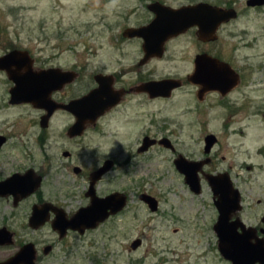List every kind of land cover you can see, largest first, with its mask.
<instances>
[{
	"label": "rangeland",
	"instance_id": "374dc122",
	"mask_svg": "<svg viewBox=\"0 0 264 264\" xmlns=\"http://www.w3.org/2000/svg\"><path fill=\"white\" fill-rule=\"evenodd\" d=\"M143 1L0 0V56L13 49H25L34 58L35 68H69L83 62L90 63L87 76L102 66L107 71L121 72V67L137 65L141 57L139 45L123 42L120 35L126 27L147 20ZM167 1L175 6L205 1L221 6L227 3L238 13L224 25L214 47L242 72V85L232 94L230 103L223 104L226 101L219 102L212 96L206 111L198 113L194 95L185 90L173 100L157 102L150 108L157 125L165 123L175 131L172 138L180 142L179 151L185 156L206 157L205 137L215 134L219 138L214 148L218 154L216 167L231 173L243 191V203L254 207L258 198L264 201V5L250 7L247 0ZM196 45L193 35H188L174 43L165 62H153L145 70L156 78L185 76ZM83 77L71 85L68 97L92 86ZM12 85L6 73L0 71V132L11 136L0 162L12 167L20 159L25 161L27 151H33L42 162L40 152L44 146L38 140L40 127L35 124L41 112L31 104H9ZM158 109L162 112H154ZM124 119L116 112L105 120V135L89 133L82 139L67 136L71 120L66 114L58 113L51 120L48 144L57 164L67 161L62 155L65 149L82 155L86 169L94 160L115 158L118 165L101 182L100 191L129 193L128 204L117 218L86 237L72 236L71 264H231L218 250L213 229L218 215L205 178L201 175L202 192L195 194L176 169L177 156L172 152L154 148L138 154L144 123ZM48 152L51 155V149ZM55 172V185H65V190L71 192L68 203L76 211L85 204L82 192L87 182L71 168L57 166ZM143 191L159 200L158 211H151L140 200L138 194ZM259 210L260 206L253 211L249 208L241 217L256 224ZM138 238L142 245L134 250L131 244Z\"/></svg>",
	"mask_w": 264,
	"mask_h": 264
},
{
	"label": "flooded vegetation",
	"instance_id": "af4514ba",
	"mask_svg": "<svg viewBox=\"0 0 264 264\" xmlns=\"http://www.w3.org/2000/svg\"><path fill=\"white\" fill-rule=\"evenodd\" d=\"M196 3H188L182 4L180 6H175L169 3L167 0L143 1L142 5L148 11L147 20H145L142 24L126 27L120 35L123 42H136L139 45L141 57L137 61V65L135 64L134 66L130 67H121V72L107 71L106 66H102L99 67V69H97L95 72L92 71L89 76H87L86 71L89 70L88 67L90 63L83 62L80 65L76 64L75 66L69 68H63L61 66L49 67L59 68L62 71H72L76 75L73 82L67 83L62 89L53 92L52 99L57 104H69L71 101L89 94L92 90L100 86L97 76L101 79L102 83H104L112 92H115L116 96L118 92V97L120 98H118L119 100L116 104L109 107L95 121L87 122L82 134L73 137L69 135V129L75 124L77 118L71 110L63 108L56 109L49 119L48 126L43 127L41 124V118L46 113V111L38 109L41 114H39V116L37 117L35 124L39 125L40 127L38 129V140L41 141L42 145L44 146L42 148L43 151L40 152V154L43 156L42 162H39V159H37L38 156L33 151H27L24 155L25 161H23V159H20V161L16 162V165L12 167H9L8 163L6 162H0V184L14 177L11 182L0 186V264H71L72 236L74 235L79 238L86 237L89 233L98 229L106 221L117 218L120 213H122L126 208L125 207L121 212L117 214L111 215L106 221L100 223L96 228L86 229L84 233H81L79 230H74L66 227L65 223L70 220L81 207H87L91 204L92 194L90 193V187L92 182V174L100 167H102L108 160H111L113 162L112 167L94 184L93 192L99 197H105L112 193L121 191L113 190L106 194H103L100 191L101 182L104 181L109 173L118 165V161L115 158L103 157V159H100L99 161L94 160L91 162L90 169H86L84 167V163L82 162V159L84 158L82 155H80L79 157L75 155V153L71 150L65 149L63 150L62 155L66 158L67 161L57 164L55 160V153L52 146L49 147L48 140L50 138L49 130L51 128V120L58 113L66 114L71 120L67 128V136L70 139H82L89 133L105 135V120L108 119L111 115H114L116 112H119L123 116H125L124 120L128 123L136 121V119L142 120V122L144 123L142 127L143 129L140 130L141 139L138 142V154H147L154 148H162L164 150L172 152L174 156H177L176 158H174V165L175 160L179 158V156H184L188 160L192 161L204 160L206 158H209L210 160L204 166V168L210 167L211 170L208 172H205V170H203L201 175L205 178V173H209L212 175L227 173L230 176L234 188L239 191L241 208L231 213L230 221L233 222L239 218L247 228H253L255 230V237L253 239V242H256V238L264 239V201L261 198H258L256 200V206H260V210L258 212L261 213L260 218L256 224H250L245 218L243 219L241 217V214L245 213V211H247L249 208H251V211H253L254 207L256 206L254 205L253 207L250 205L249 207V204H244V195L243 191L239 187L240 184L235 182L229 171L218 170V168L216 167L218 154L214 150V148L216 145H218L219 138L217 137V140L212 147L211 152L206 157L194 159L189 156H185L179 151L180 142L175 141L172 138V136L175 134V131H172L171 129H169V127L165 126V123L164 125H157V120L153 118L156 116L152 114L153 111L150 108L151 105L157 102L164 103L173 100L176 94L181 93L185 90L191 91L192 95H194L197 103L196 111L198 113L206 111L207 107L210 106L209 99L212 96L218 97L219 102L226 101L223 104L228 105L230 103L229 100L232 94H234L242 85L243 77L241 70L235 67L233 63L224 56L222 50L214 48L215 44L220 41V33L222 28L227 23L219 25L216 32L217 38L215 40L200 38L198 34V27L196 26L191 27L180 34L172 35L164 40L162 51H159L157 53L155 52L153 56H146L144 47L145 38L147 39V37H150V39L153 40H162L164 39L163 34L159 35L150 33L146 34V37H131L125 34V31L128 28H140L151 24V22L157 16L156 12H154V10L151 8L152 5L157 4L158 6L177 9L185 5H193ZM211 4L224 8L233 7L228 6L227 3L222 4L223 6L218 5L217 3ZM163 31H167V29H164ZM188 35H193L194 41L197 44L196 48L198 49L193 54L190 71H188L185 76L166 75L156 78L152 76V73L145 70V68L153 62H165L167 60V57L169 56L168 53L171 54L174 43L182 38L187 37ZM211 59H218L221 62L229 64V66L234 69L238 75V83L226 93H223L221 90L205 89L201 83L192 82L188 79L191 74H194L196 70L199 69L200 64H203V68H207V65L210 64ZM130 73H134L137 75L130 76ZM83 76L87 78L90 84L93 83L92 86L88 89L86 88L77 95L68 97L71 85L80 77L84 78ZM167 78L178 80L180 82V86L172 89L167 94L158 96L152 95V93L146 89L147 83L154 80L158 81ZM154 112L161 113L162 110L158 109ZM163 120L166 121L169 119L164 118ZM0 135L5 137V142L0 148L1 155L9 145L11 136L3 132H0ZM147 138H149L148 141L154 140L155 143L151 145L147 150L141 151V149L145 146L144 142ZM162 139H167V141L163 143L161 142ZM166 144H168V146ZM85 148L87 147L85 146L83 149ZM49 149H51V155H49ZM223 159L225 158L223 157ZM56 165L58 167L62 166L66 169L71 168L77 175H82L84 181L87 182V186L82 192V199L85 200V204L80 206L74 212L71 208L72 205L68 203V200H71L72 197L71 192L65 190V185L60 187H57L55 185L54 176L57 175V173L55 172V169L57 167ZM143 182H145L144 184H146L147 180H144ZM207 184L209 185L208 182ZM209 189L212 195L213 206L217 215H219V210L216 205V201L219 199V196L215 195V191L211 185H209ZM123 193L127 196V198L129 197V193H126L125 191ZM142 193L150 194L146 191H143ZM142 193L138 194L139 198ZM144 204L146 203L144 202ZM239 231H241V228H239ZM93 263L103 264L99 262Z\"/></svg>",
	"mask_w": 264,
	"mask_h": 264
},
{
	"label": "water",
	"instance_id": "95a60500",
	"mask_svg": "<svg viewBox=\"0 0 264 264\" xmlns=\"http://www.w3.org/2000/svg\"><path fill=\"white\" fill-rule=\"evenodd\" d=\"M250 7L264 5V0H247ZM156 12V18L147 26L140 28H128L125 34L133 36H145L146 34H159L164 36L162 40L145 38L146 56H153L155 52L162 51L164 40L172 35L185 32L191 27H198L200 38L215 40L219 25L227 23L237 18L238 13L235 8H224L212 5L207 2H199L193 5H185L174 9L170 7L152 5ZM167 29V31H163ZM146 37V36H145ZM35 60L30 52L25 49H13L0 56V71L6 73L8 79L13 83L10 88L9 104H31L33 107L45 110L46 113L41 118L43 127L48 126L49 119L56 109L63 108L71 110L76 115L75 124L69 129L70 136L83 133L87 122L95 121L109 107L118 102L115 92H112L97 76L100 86L92 90L89 94L71 101L69 104H57L52 99L53 92L62 89L65 84L75 80V73L72 71H62L59 68L35 69ZM188 79L192 82L201 83L205 89L221 90L228 92L238 83V75L229 64L211 59L207 68L202 67ZM180 82L176 79L167 78L154 80L146 84V89L152 95H164L172 89L179 87ZM144 142L141 151L147 150L155 143L154 140ZM217 140L215 134H209L205 138V153L209 154ZM162 139L161 142H166ZM5 142V137L0 135V148ZM168 146V144H166ZM209 158L204 160H188L184 156H179L175 160V165L180 173L185 177L186 184L191 191L199 194L202 191L201 173L204 166L209 162ZM113 162L108 160L105 164L92 174L90 193L92 202L87 207H81L65 225L67 228L79 230L84 233L88 228H96L100 223L106 221L111 215L121 212L127 205V196L123 192L112 193L105 197L94 194V184L105 174ZM205 179L219 196L216 201L219 215L214 225L215 233L218 237V250L221 256L231 264H264V239H254V229L247 228L238 218L231 222V213L241 208L240 194L234 188L229 174L219 175L204 174ZM14 179L3 182L0 186L11 182ZM140 199L145 202L151 211L155 212L159 208V201L156 197L142 193ZM241 228V231H239ZM142 245L140 238L134 240L131 248L136 250Z\"/></svg>",
	"mask_w": 264,
	"mask_h": 264
}]
</instances>
